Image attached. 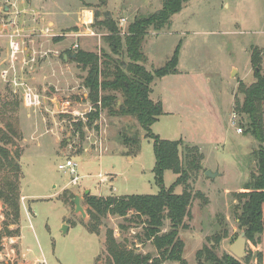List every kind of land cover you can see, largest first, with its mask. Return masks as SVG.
I'll use <instances>...</instances> for the list:
<instances>
[{
  "label": "rangeland",
  "instance_id": "rangeland-1",
  "mask_svg": "<svg viewBox=\"0 0 264 264\" xmlns=\"http://www.w3.org/2000/svg\"><path fill=\"white\" fill-rule=\"evenodd\" d=\"M162 8L163 0H0V26L4 28L0 30V53L3 48L11 57L7 33L20 31L23 45L29 44L28 36H23L27 31L43 33L40 50H46L48 44L59 45L60 67L65 70L58 83L44 86L40 103L28 107L29 113L24 85L16 86L9 74L0 75L4 95L7 93L0 94V145L21 164L18 219L0 199V264H105L108 228L120 243L152 255L149 264H157L154 259L161 258L153 238L146 235V217L135 211L126 216L109 214L98 234L86 226L90 220L86 191L105 198L160 191L154 170V139L145 137L134 116L110 115L107 109L88 124L93 104L84 86L87 70L74 59L63 61L62 56L82 49L99 54L103 61L107 55L114 63L129 62L127 54L112 52L104 19H113L124 39L136 18L160 14ZM84 9L94 11L97 36L74 34L85 30L77 26ZM52 19L59 24L57 28L48 24ZM75 44L78 48L74 49ZM144 45V66L150 72L165 66L179 49L178 77L165 76L151 83L155 89L152 99H158L160 93L168 106L167 113L152 125V132L162 139H183L197 145L202 154L200 165L188 169L186 184L175 187L176 193L187 188L194 194L178 234L184 242V258L188 264H199V252L205 248L219 257L233 255L230 247L243 230L238 218L241 204L235 194L244 191L258 173L256 151L261 146L247 132L248 115L237 109L236 101L242 104L245 97L241 83L248 87L256 80L251 51L253 46L264 48V0H188L161 28H148ZM0 56L3 60L7 54ZM9 64L5 61L3 68ZM117 95L119 106L123 97L121 92ZM80 122L84 126L77 129ZM7 123L20 135L4 144L1 137L10 133ZM135 133L140 143L131 153L120 137ZM68 158L77 163L80 179L76 184L71 183L75 175L59 169ZM207 170L219 175L209 177ZM99 173L109 181L101 183ZM7 174L13 176L12 171H0V185ZM177 177L166 170L164 186L170 188ZM77 195L86 216L76 212ZM169 224L167 220L163 232ZM260 237L259 242L247 239L248 255L238 258L242 264H264V236ZM173 263L178 264L168 260L159 264Z\"/></svg>",
  "mask_w": 264,
  "mask_h": 264
},
{
  "label": "trees",
  "instance_id": "trees-1",
  "mask_svg": "<svg viewBox=\"0 0 264 264\" xmlns=\"http://www.w3.org/2000/svg\"><path fill=\"white\" fill-rule=\"evenodd\" d=\"M188 0H163V8L160 14L153 13L148 17L136 18L129 24L128 34L123 37L120 34L117 23L111 18H105L103 24L108 29L106 41L112 52L116 55L127 54L129 62L123 60L113 62L111 56H106L103 61L101 56L94 52L79 49L74 59L87 70L84 78V86L88 89V99L93 104V110L87 115L88 124H92L100 117L103 109L108 114L116 116H134L143 130L145 137L154 139V153L156 158L155 175L160 191L154 195H123L120 197L99 195L86 192L85 203L90 216L86 223L88 230L98 234L104 218L109 214L126 216L130 211L146 217V235L153 242L159 252L160 259H154L159 264L162 261H175L178 264H188L184 258V242L179 238V230L185 226V217L189 214V207L194 197L190 189H184L182 193H176L175 187L186 184L189 176L188 169L197 168L202 158L197 145H192L183 139L166 140L152 132V125L159 120L164 113L161 101L151 98V83L156 78L164 77L178 71L179 49L171 61L165 66L150 72L144 66L146 55L143 51L144 41L150 26L161 28L170 21V17L179 12L183 4ZM96 13V19H97ZM73 52H69L72 54ZM104 56V55H103ZM252 63L256 80L248 87L241 83L240 88L245 94L243 103L236 101L237 109L248 115L247 132L253 135L260 143L256 156L258 159V173L252 175L245 184L244 191L235 195L240 201L241 213L239 224L246 230V238L259 242L260 236H264V48L252 47ZM112 60V61H111ZM105 62V67L103 63ZM117 92L122 93V103L118 106ZM79 124V125H78ZM76 124L77 129L83 127V123ZM9 134H4L1 141L9 144L13 138L19 137V133L10 126ZM84 134V133H83ZM124 145L131 149L135 145L136 151L140 143L138 133L124 134L120 137ZM13 172V176L4 177V184L0 185V199L5 200L7 207L19 218L21 164L11 156L10 151L4 145H0V171ZM172 170L178 175L175 183L170 187L164 186V173ZM169 220V228L163 232L166 221ZM258 236V240L256 239ZM106 251L108 258L105 264H149L152 258L150 254L137 253L126 245L120 243L111 229L106 233ZM205 258H204V257ZM199 264H242L233 255L224 254L219 257L213 250L205 248L199 252ZM263 258L260 257V261Z\"/></svg>",
  "mask_w": 264,
  "mask_h": 264
},
{
  "label": "crops",
  "instance_id": "crops-1",
  "mask_svg": "<svg viewBox=\"0 0 264 264\" xmlns=\"http://www.w3.org/2000/svg\"><path fill=\"white\" fill-rule=\"evenodd\" d=\"M48 24L54 28H57L59 25L55 19L50 20L48 22ZM77 26L79 27V25H77ZM2 29H4V28H2L0 26L1 31H2ZM27 32L28 33L26 34V36H28L29 39H26V43H29V44L25 45V47L27 48L26 54L19 55L21 59L20 58L17 59L19 57L18 56L13 61V59L10 57L8 51H5V49H3V48L1 49V53H6L7 57L5 59L1 60V56H0V75L5 78V76L3 75V71L8 70V74H9V76H11V78L14 77L13 79H15L17 82L24 83L27 86L31 87L38 94H41V90L43 91L45 89V87H44L45 85H50V83L51 84L58 83V80H61L60 76L65 75V70H62L60 67V54L58 53L60 50L59 45H55V43L51 44V45L48 44V46H46V48H45L46 50H40V47H41L40 41H42V40H39V37H45L43 35V33L37 34V33H34L33 31H27ZM58 43L59 42H57L56 44H58ZM145 46L146 45H144V47ZM65 55H66V53L63 54V56H62L63 61H66V59L64 58ZM22 57L23 58L26 57V63L23 61ZM7 60H9V62H11V64H9L7 66V68H3V63ZM35 62H37V63H35ZM65 63H67V62H65ZM178 75H179V70L175 74L166 75V77H169V76L170 77H178ZM50 78L52 79V81H49ZM159 80L157 82H159ZM157 82L155 84H157ZM16 86H19V85H16ZM40 86H43L44 88L40 89ZM2 87H3V84L1 83V80H0V94L3 93L1 95H4L5 88L3 89ZM152 89L153 90H152L151 96H153L155 94L154 87H152ZM39 90H40V92H39ZM6 94L7 93H5V95ZM158 95H159L158 99H154V100L155 101H161L162 106H163V110L167 113V110H166L168 107L167 103L165 102L164 99H162V94L158 93ZM25 108L28 110V113H29L30 109H28V107H26V106H25ZM30 116H31V114H28L29 118H30ZM25 120H27V119H25ZM21 122H22V129H23L24 120Z\"/></svg>",
  "mask_w": 264,
  "mask_h": 264
},
{
  "label": "built area",
  "instance_id": "built-area-1",
  "mask_svg": "<svg viewBox=\"0 0 264 264\" xmlns=\"http://www.w3.org/2000/svg\"><path fill=\"white\" fill-rule=\"evenodd\" d=\"M94 11L91 9H84L81 11V15H80V24L79 27H84L85 30L84 31H77V35H86V36H97L98 34H96V32L94 31L93 28V24H94ZM126 18L122 19V22H125ZM50 28L47 30V32L49 31ZM22 34L20 33V31L15 30L12 33H7V36L10 38V51H11V58L14 59L16 58V56L18 54H26L27 48L25 47V45L22 44V42L25 44L24 39H19L18 36H21ZM24 37L26 35H23ZM75 48H78V44H75L74 46ZM23 61L26 63V57L23 58ZM8 74V70H4L3 71V75L7 76ZM14 83L15 85H19V86H23L25 87V92H24V104L27 107H37V105L40 103V97L39 94L37 92H35L31 87L27 86L24 83H19L14 79ZM235 116L233 117L232 123L233 125H236L235 122ZM238 132H242V128L239 127L238 128ZM77 163L72 161V159L68 158L66 160V162L60 163L59 164V169L63 170V171H70V173L72 175H75L74 178L72 179L71 183L72 184H76L78 182V180L80 179V176L77 174ZM99 177V181L101 183H105L107 181H109V178L107 176H104L102 173L98 174ZM173 264H177V263H173Z\"/></svg>",
  "mask_w": 264,
  "mask_h": 264
},
{
  "label": "water",
  "instance_id": "water-1",
  "mask_svg": "<svg viewBox=\"0 0 264 264\" xmlns=\"http://www.w3.org/2000/svg\"><path fill=\"white\" fill-rule=\"evenodd\" d=\"M77 53H72V54H66L64 58L66 60L70 59H76ZM206 175L209 177H215L219 175L218 173H215L211 170L206 171ZM89 191H87L88 193ZM74 203L76 205V212H81L83 216H86V212L81 204V198L79 195H77L74 198ZM246 243H247V238H246V230L243 229L241 234L238 236V238L235 240V242L231 245L230 250L232 254L237 257V258H242L248 255V252L246 251Z\"/></svg>",
  "mask_w": 264,
  "mask_h": 264
}]
</instances>
